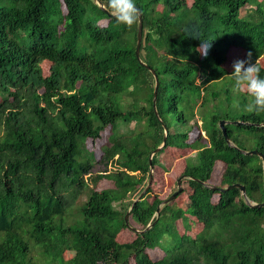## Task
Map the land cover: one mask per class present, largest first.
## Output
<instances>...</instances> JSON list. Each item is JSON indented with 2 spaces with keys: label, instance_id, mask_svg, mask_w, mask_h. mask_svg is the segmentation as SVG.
Returning <instances> with one entry per match:
<instances>
[{
  "label": "trees",
  "instance_id": "trees-1",
  "mask_svg": "<svg viewBox=\"0 0 264 264\" xmlns=\"http://www.w3.org/2000/svg\"><path fill=\"white\" fill-rule=\"evenodd\" d=\"M135 3L144 65L139 23L94 0H0V264H264V207L205 185L240 184L264 202L263 160L242 153L264 156V114L245 111L251 97L231 75L251 52L264 78V0ZM221 121L241 123L225 126L234 146ZM105 135L98 158L89 143ZM180 164L167 195L154 173L135 202L151 166L165 175ZM130 209L137 230L153 226L126 242ZM166 235L176 244L153 260Z\"/></svg>",
  "mask_w": 264,
  "mask_h": 264
},
{
  "label": "clouds",
  "instance_id": "clouds-1",
  "mask_svg": "<svg viewBox=\"0 0 264 264\" xmlns=\"http://www.w3.org/2000/svg\"><path fill=\"white\" fill-rule=\"evenodd\" d=\"M107 7L111 10L112 17L129 29L141 20L142 11L135 0H108ZM213 40L207 43L206 51L212 46ZM247 56V60L238 59L233 63L234 71L231 75L235 81L234 91L247 93L251 97V101L245 106L246 112L264 114V78L260 75L259 59L252 63V53L249 52Z\"/></svg>",
  "mask_w": 264,
  "mask_h": 264
},
{
  "label": "rangeland",
  "instance_id": "rangeland-1",
  "mask_svg": "<svg viewBox=\"0 0 264 264\" xmlns=\"http://www.w3.org/2000/svg\"><path fill=\"white\" fill-rule=\"evenodd\" d=\"M236 57H237V55L234 54L233 55V58H236ZM49 66H50V64H48V63H44V65H43V69H44V74L45 75L48 74ZM195 137H196V134L192 135L191 140H193ZM106 139H107V136L105 135L103 139H101L99 141H96V142H90L89 143V146L90 147H93L95 149L98 158L102 154L101 147L105 143ZM176 154L178 156H179V154H183L184 156H187L188 155L184 151L182 153H176ZM182 168L183 167H182L181 164H180V167L179 166H176V167H173L172 166L170 168V171L167 174H165V175L164 174L157 173L155 171V169H153V175H154V173L157 174L156 179H155L157 181V183H156V190H160V192L162 193V196H165V195H167L170 192V190H169L170 188L168 187V185L170 184V181L171 180L174 181V179H177L180 176V174H179L180 172L178 170H182ZM219 170H220V167H219V169L217 170L216 174L213 177V183H214L213 185L217 184L218 181H219V179H220V177H219ZM110 186H111V184L109 182H104V183H102L100 185V188L101 189H105V188H110ZM182 186H184V185L182 184ZM188 191H191V189H188ZM186 200H187L186 199V195H184V194L181 195L177 199L178 205H181V203H183ZM189 219H190V217H189ZM194 226L195 225H193L191 228H193ZM136 228H137L136 223L133 220H131L130 221V224H129L128 230L126 232H124L123 234H121L120 237H119V239H123V241H126V242H129L131 240H134L135 235L133 234L134 233L133 231H139ZM183 231H184L183 223L182 222H178V232L181 233ZM163 242H164V245L162 247H157L155 249H149L148 253H149L150 257L153 260H157V259L161 258L166 253L167 249L172 248L176 244V243H173V240L170 239L169 235H166L164 237ZM63 243H64V246L66 248V253H65L66 258H71L72 255H73V250H72V247H71L70 243L66 239H64ZM131 264H134V263L132 262Z\"/></svg>",
  "mask_w": 264,
  "mask_h": 264
},
{
  "label": "water",
  "instance_id": "water-1",
  "mask_svg": "<svg viewBox=\"0 0 264 264\" xmlns=\"http://www.w3.org/2000/svg\"><path fill=\"white\" fill-rule=\"evenodd\" d=\"M99 6L100 8L106 12L108 15H110L112 17V15L107 11V9L102 5V3L100 2V0H94ZM142 33H143V18L141 16V20L139 22V27H138V35H137V48H136V57L138 60H140V48H141V44H142ZM141 62V60H140ZM141 64H143V62H141ZM144 65V64H143ZM153 74L155 75V78H156V88H155V92H154V110H155V113L156 115L158 116L157 114V110H156V98H157V89H158V78H157V75L155 74V72L153 71ZM230 123H234V124H241L240 122H229V121H221L220 122V127L223 131V134H224V137H225V140L226 142L230 145V146H234L233 143L231 142L227 132H226V128L225 126L227 124H230ZM167 135H168V130L166 129L165 130V136H164V143L161 147H159L156 151L153 152V154L151 155V158H150V164H151V160H152V157L154 154L158 153L165 145H166V139H167ZM243 154H247V155H257L259 156L262 160H263V163H264V156L263 154L257 152V151H251V152H246V151H242ZM153 167L151 166V171H150V179H149V184L148 186L146 187V189L140 194V196L135 200L138 201L140 200V198L148 191V189L150 188L152 182H153ZM185 178V176L181 177L178 179L177 181V187H178V190L170 197L168 198L166 201H164L160 206L159 208L157 209V215H159L160 213V209H161V206H164V205H167L169 203H171L175 198H177V196L182 193L183 191V186H182V180ZM208 188H211L213 190H219L221 193H224V192H227L229 190H232V189H235V188H238L241 190L244 198L247 200V202L250 204L251 207H256V208H260V207H264V202L262 204H251L247 198V194H246V188L240 184H235V185H231L227 188H217L215 186H211V185H208V184H205ZM131 209L128 210L126 216H125V221H126V224L129 226V221H128V218H129V213H130ZM153 225H149L147 227L146 230L144 231H136L137 233H144L145 231H147L148 229H150Z\"/></svg>",
  "mask_w": 264,
  "mask_h": 264
}]
</instances>
